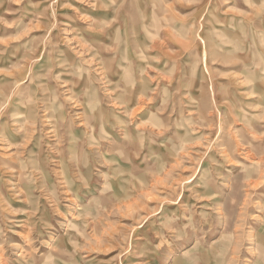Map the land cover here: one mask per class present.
I'll return each mask as SVG.
<instances>
[{"label": "rangeland", "instance_id": "obj_1", "mask_svg": "<svg viewBox=\"0 0 264 264\" xmlns=\"http://www.w3.org/2000/svg\"><path fill=\"white\" fill-rule=\"evenodd\" d=\"M257 240L264 0H0V264H264Z\"/></svg>", "mask_w": 264, "mask_h": 264}, {"label": "bare ground", "instance_id": "obj_2", "mask_svg": "<svg viewBox=\"0 0 264 264\" xmlns=\"http://www.w3.org/2000/svg\"><path fill=\"white\" fill-rule=\"evenodd\" d=\"M130 100H131V99H130ZM138 100H140V99H138ZM135 101H136V100H135ZM138 102H139V101H138ZM125 103H127V102H126L125 100L122 99L121 104L124 105ZM136 104H137V103H136ZM125 112H129L128 109H126ZM130 112H132V111H130ZM130 121H131V120H130ZM140 122H141V124H142V121H140ZM134 123H135V122H134ZM137 126H139V125H137ZM137 126H136V127H137ZM124 134H128V131H126ZM128 158H129V157H128ZM263 242H264V241H263ZM257 244H258V247H259V248L264 249V245L261 244V242H260L259 240H257Z\"/></svg>", "mask_w": 264, "mask_h": 264}]
</instances>
